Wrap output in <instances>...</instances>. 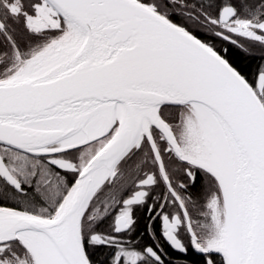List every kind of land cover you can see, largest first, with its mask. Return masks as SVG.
Listing matches in <instances>:
<instances>
[{
	"label": "snow or ice",
	"instance_id": "6c2138e0",
	"mask_svg": "<svg viewBox=\"0 0 264 264\" xmlns=\"http://www.w3.org/2000/svg\"><path fill=\"white\" fill-rule=\"evenodd\" d=\"M192 254L264 264V0H0V264Z\"/></svg>",
	"mask_w": 264,
	"mask_h": 264
},
{
	"label": "trees",
	"instance_id": "16d2710c",
	"mask_svg": "<svg viewBox=\"0 0 264 264\" xmlns=\"http://www.w3.org/2000/svg\"><path fill=\"white\" fill-rule=\"evenodd\" d=\"M260 53L259 50H254L253 54H252V58L249 60V63L251 64V66L253 68H255L259 63H261L260 61ZM197 257L196 256H190L189 257V263L190 264H195Z\"/></svg>",
	"mask_w": 264,
	"mask_h": 264
},
{
	"label": "flooded vegetation",
	"instance_id": "af4514ba",
	"mask_svg": "<svg viewBox=\"0 0 264 264\" xmlns=\"http://www.w3.org/2000/svg\"><path fill=\"white\" fill-rule=\"evenodd\" d=\"M190 256H195V254H192V255H190ZM190 261V260H189ZM190 264V263H189Z\"/></svg>",
	"mask_w": 264,
	"mask_h": 264
}]
</instances>
